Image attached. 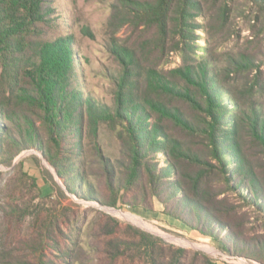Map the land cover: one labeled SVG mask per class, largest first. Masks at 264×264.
<instances>
[{
	"label": "trees",
	"instance_id": "1",
	"mask_svg": "<svg viewBox=\"0 0 264 264\" xmlns=\"http://www.w3.org/2000/svg\"><path fill=\"white\" fill-rule=\"evenodd\" d=\"M54 3L0 0V162L37 150L71 192L146 211L157 199L224 251L264 264V229L245 237L250 219L228 195L256 208L264 227V0H119L123 24L155 30L158 59L146 64L135 47L109 38L118 65L108 75L111 104L85 92L74 37L63 34ZM251 11L263 29L251 25L257 39L247 42L258 50L222 64L198 43V30L238 32L237 18L252 19ZM168 59L176 65L158 69ZM238 75L250 83L240 85ZM102 125L115 130L120 155L114 160L96 145V188L86 139L97 141Z\"/></svg>",
	"mask_w": 264,
	"mask_h": 264
},
{
	"label": "rangeland",
	"instance_id": "2",
	"mask_svg": "<svg viewBox=\"0 0 264 264\" xmlns=\"http://www.w3.org/2000/svg\"><path fill=\"white\" fill-rule=\"evenodd\" d=\"M239 2L244 4L245 0ZM117 4L119 0L54 3L63 22V34L74 37L85 92L108 104L113 97L108 75L118 68L106 46L109 38L117 37L135 47L146 64H156L158 59L152 45L155 30L123 24L127 16L121 14L125 9H118ZM249 15L252 19L237 18L238 32L235 29L230 34L221 26L198 30V43L210 45L222 64L241 50L254 46L258 50V44L247 41L257 39L251 25L257 24L258 33L263 29L262 22L255 19L256 11ZM170 60L157 65L158 69L173 68L175 60ZM250 81L238 75L240 85ZM86 144L88 165L93 169L88 178L99 188L102 176L97 173L96 145L115 160L120 155L116 132L102 125L98 140L87 138ZM83 187L86 189V182ZM88 194L71 192L37 150H24L10 163L0 162V264H209L208 259L212 264H263L224 251L213 238L167 215L157 199H153V210L146 211L141 206L102 205L86 198ZM228 195L238 211L250 219L245 237L264 229L256 208L235 193ZM138 231L148 235L147 241ZM45 235L52 238L43 245Z\"/></svg>",
	"mask_w": 264,
	"mask_h": 264
},
{
	"label": "built area",
	"instance_id": "3",
	"mask_svg": "<svg viewBox=\"0 0 264 264\" xmlns=\"http://www.w3.org/2000/svg\"><path fill=\"white\" fill-rule=\"evenodd\" d=\"M176 59H177V61H179V58L178 57Z\"/></svg>",
	"mask_w": 264,
	"mask_h": 264
}]
</instances>
